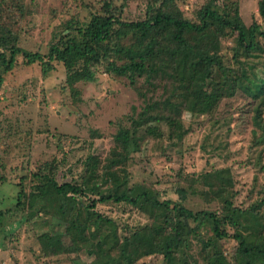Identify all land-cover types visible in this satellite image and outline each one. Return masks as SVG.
I'll return each mask as SVG.
<instances>
[{"label":"rangeland","instance_id":"rangeland-1","mask_svg":"<svg viewBox=\"0 0 264 264\" xmlns=\"http://www.w3.org/2000/svg\"><path fill=\"white\" fill-rule=\"evenodd\" d=\"M153 1L0 0V41L24 51L46 54L52 43L68 33L66 27L86 22L91 13H105L106 5L123 21L137 22L145 19L147 6ZM161 1H157L156 7ZM174 1L191 21L196 20V11L206 2ZM223 1L217 0L219 4ZM259 1L239 0L246 26L253 21L262 24L257 11ZM5 28L12 34H7ZM128 42L129 39L124 40L125 44ZM232 44L231 39L222 40L221 52L227 58L231 56ZM51 64V70L41 73L39 63L26 65L22 55H18L15 67L4 75L0 87L2 212L10 205L15 208L20 189L26 194L31 191L38 182L34 173L50 174L59 184L79 183L87 157L105 160L115 145L113 137L118 128L129 127L131 119L148 102L162 100L168 94L159 80L157 87H150L143 78L131 85L127 77L107 73L99 64L92 66L91 80L69 86L62 64ZM255 72L264 79V57ZM194 87L202 97L209 91L202 82H196ZM254 105L238 93L223 99L213 112L206 114L202 112L204 100H199L193 113L182 112V125L188 131L180 140L168 138V127L160 124L163 136L143 138L138 152L128 160L130 195L145 190L148 194L156 193L160 200L177 201V189L187 188L190 177L227 168L237 192L235 206L245 209L257 204L264 198V145H256L262 134L260 126L264 125V106L259 117L254 115ZM26 201L21 198L22 205L0 220V264H103L107 255L103 259L102 255L109 250L111 257L116 256L118 236L148 222L146 215L128 204L97 203L94 211L113 224L105 222L93 227L90 223L83 237H69L67 225L48 212L41 211L29 218L32 209ZM78 201L82 206L90 204L89 199ZM81 205L77 204L76 209L82 211ZM185 205L194 211L221 208L220 202L207 203L191 195ZM86 217L83 211L80 222ZM221 244L228 254L236 247L233 240ZM199 249L192 241L185 252L201 264ZM135 264L164 263L162 256L153 255Z\"/></svg>","mask_w":264,"mask_h":264},{"label":"trees","instance_id":"trees-1","mask_svg":"<svg viewBox=\"0 0 264 264\" xmlns=\"http://www.w3.org/2000/svg\"><path fill=\"white\" fill-rule=\"evenodd\" d=\"M157 1L147 6L145 19L137 22L123 21L106 5L105 13H91L86 22L66 27L68 33L52 43L46 54L0 41V87L4 75L15 67L16 57L22 55L26 65L39 63L41 73L51 70L53 61L61 63L69 86L91 80L92 66L99 64L107 73L127 77L131 85L143 78L150 87H157L159 80L168 90L162 100L148 102L129 127L118 128L105 160L87 157L79 183L59 184L50 174L34 173L38 182L28 194L20 189L15 208L10 205L0 211V220L19 208L24 198L32 209L29 218L48 212L67 225V236L83 237L90 223L93 227L113 224L94 211L97 203H125L146 215L148 222L118 236L116 256L111 257L109 250L102 255V259L107 255L103 264H135L153 255L162 256L164 264H198L185 252L192 241L199 245L201 264H264V198L245 209L235 206L237 192L227 168L190 177V185L178 188L179 199L173 201L160 200L145 190L131 196L126 167L143 138L163 136L160 124L168 127V138L182 139L188 131L182 125V112L193 113L199 100H204L202 112L209 114L223 99L241 93L255 104L254 115L261 117L264 79L258 78L255 67L264 57V0L257 4L262 24L253 21L249 26L242 19L239 0L222 4L206 0L196 11L195 21L185 18L174 0H162L156 7ZM5 32L11 33L6 28ZM223 39L233 42L230 58L221 52ZM196 82L208 86L205 97L195 89ZM260 127L256 145H264V125ZM188 195L207 203L220 202L221 208L194 211L185 205ZM78 198L89 199L90 204L82 206ZM83 211L87 217L80 222ZM224 240L236 243L231 254L221 247Z\"/></svg>","mask_w":264,"mask_h":264}]
</instances>
